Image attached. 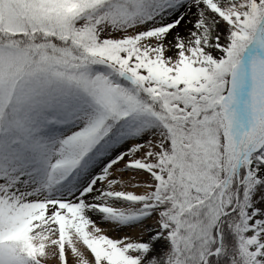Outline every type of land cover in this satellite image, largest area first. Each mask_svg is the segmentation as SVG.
Masks as SVG:
<instances>
[{
    "label": "snow or ice",
    "instance_id": "snow-or-ice-1",
    "mask_svg": "<svg viewBox=\"0 0 264 264\" xmlns=\"http://www.w3.org/2000/svg\"><path fill=\"white\" fill-rule=\"evenodd\" d=\"M0 264H264V0H0Z\"/></svg>",
    "mask_w": 264,
    "mask_h": 264
}]
</instances>
